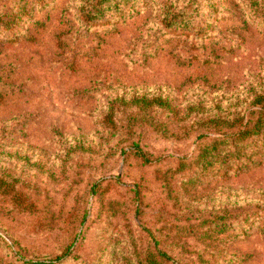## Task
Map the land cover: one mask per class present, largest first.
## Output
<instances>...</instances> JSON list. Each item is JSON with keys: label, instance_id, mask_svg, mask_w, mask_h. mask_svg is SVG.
I'll use <instances>...</instances> for the list:
<instances>
[{"label": "rangeland", "instance_id": "rangeland-1", "mask_svg": "<svg viewBox=\"0 0 264 264\" xmlns=\"http://www.w3.org/2000/svg\"><path fill=\"white\" fill-rule=\"evenodd\" d=\"M257 1L260 15L248 0H174L189 25L174 33L154 0L94 25L81 0H0L29 9L0 28V264L68 251L59 264H147L150 231L165 264H264V134L238 141L241 160L223 170L195 163L223 139L209 123H264ZM143 96L171 107L151 116L159 134H140L149 164L127 129L145 123L137 109L121 107L119 130L103 125L110 104Z\"/></svg>", "mask_w": 264, "mask_h": 264}, {"label": "trees", "instance_id": "trees-1", "mask_svg": "<svg viewBox=\"0 0 264 264\" xmlns=\"http://www.w3.org/2000/svg\"><path fill=\"white\" fill-rule=\"evenodd\" d=\"M135 3L137 0H126L125 5H123L118 0H81V9L79 11L81 19L90 25H94L98 22H106L107 20L114 19L119 12L127 6L128 2ZM156 1L161 8V14L163 19V24L166 29L170 32H181L187 30L189 25H187L184 21H180L178 17V13L176 11H172L174 7V0H154ZM192 2L195 0H185ZM252 9H254L258 15H260L259 8H261L260 3L257 0H248ZM120 8V9H119ZM28 6L20 7L16 12L11 9H0V28H3L7 31L14 29L18 23L24 18L26 14H28ZM262 10V9H261ZM110 11H114V13H108ZM263 14V13H262ZM45 21H37L36 25L44 26ZM188 26V27H187ZM117 106V102L110 104L109 112L106 118L103 120V125L106 128L112 130H119L118 123V114L121 113L120 109L122 106L126 110H130L132 108L137 109L135 114L138 118L143 119L145 123H127L128 130H134L138 127V130L131 135L132 143L134 146L133 155L144 162L143 164L151 163V158L143 151L140 144V134L143 132H151L154 134H159L161 132V128L156 123H149L151 116L154 112L159 110H169L171 111L170 104L167 100H164L161 97H148L143 96L138 99H134L131 102L125 104H119ZM212 128H216L219 126L220 131V140H213L212 143L206 144V147L203 148L200 152L199 161L195 162L196 164L206 167V169L210 168H219L221 170L224 169L226 163H229L232 159L241 160L239 157V144L240 142H249L251 139L261 136L264 134V123L263 116H261L258 121L255 123H247L244 125H236V123H209ZM216 124V125H215ZM238 130V131H237ZM231 131L235 132L234 136L237 141L236 149H234L232 141H229L231 135ZM139 133V136L135 135ZM257 153V152H256ZM255 153V154H256ZM258 156V155H256ZM262 158V155L259 156V159ZM258 159V160H259ZM263 163L264 161H259ZM258 161H249L246 163L245 167L242 166L240 172H247L251 170L253 166H256ZM144 166V165H143ZM93 192L96 193V189H93ZM149 236L153 239V243L155 242L154 256L153 260L147 262V264H165V262H170L171 257L169 254L158 247V241L155 239L153 233L150 231ZM69 255V251L65 254L57 257L52 261H34L28 262L27 264H59L62 260H64Z\"/></svg>", "mask_w": 264, "mask_h": 264}]
</instances>
